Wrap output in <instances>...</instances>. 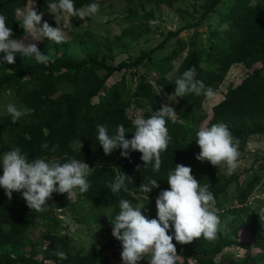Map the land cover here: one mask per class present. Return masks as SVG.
Wrapping results in <instances>:
<instances>
[{
	"label": "trees",
	"instance_id": "obj_1",
	"mask_svg": "<svg viewBox=\"0 0 264 264\" xmlns=\"http://www.w3.org/2000/svg\"><path fill=\"white\" fill-rule=\"evenodd\" d=\"M33 1L36 2V10L43 12L42 22L47 21L50 26L56 27L55 21L48 17L47 0ZM119 1L126 4V20L131 23L120 35L104 37L91 28L75 35L82 43L104 45L100 49L101 59L73 61L66 49H60L58 44L44 39L37 45L41 54L48 55L51 50H56L63 51V56L47 64L37 63L32 57L20 56L14 58L13 64H0V97L10 94L23 107L32 109L30 115L15 124L10 121L9 115L0 118V153L18 147L29 159L55 156L61 162L83 160L92 169L87 178L90 185L88 191L83 194L77 192L71 198L53 193L50 198L53 205L48 206L46 211H74V196L77 201H86L95 209L108 210L109 219L96 223L103 227L105 240L97 251L83 254L61 232V220L57 215L53 219L44 216L46 211H31L21 193L13 192L9 200L0 189V264H47L53 261L56 264L122 263L121 257L113 251L120 249L121 252L122 249L120 242L111 234L110 223L118 212V200L125 198L131 202L137 197L143 202L142 215L148 219L156 218L155 200L160 191L168 189L167 175L175 164L190 167L191 175L198 182L209 184L219 220L216 236L212 240L194 238L187 244L172 241L178 256L176 264H190L191 261L196 264H264V200L249 203L264 179V171L250 174L243 183H238V206L222 211L221 199L227 194L232 181L225 174L217 173L209 162L195 158L199 148L194 141L196 131L204 125L210 127L222 123L238 141L239 153L244 152L250 138L264 135V0H204L196 23H188L178 33L170 32L158 47L142 52L130 63L122 62L114 67L109 65L110 61L128 53L129 44L149 34V22L154 16L145 12L146 5L176 8L181 18L189 16L176 7L181 0H74V7L82 8L95 2L100 8L109 2ZM226 1L228 4H224ZM26 3L27 0H0V15L5 16L12 39L24 40L27 36L16 13ZM223 4L226 9L218 16L217 27L225 29L221 33L219 30L212 31L211 41L204 49L198 45L196 35L188 45L183 42L180 52H187V55L175 72L173 61L179 53L173 52L152 74L149 72L140 76L134 92L129 89L124 77L107 89L108 80L118 72L151 68L155 53L163 49L171 38L185 30L197 29ZM241 64L253 71L237 86L228 88L224 99L212 108L211 115L204 109L209 98L193 94L177 98L173 107L176 110L175 121L166 122L170 140L167 149L161 153L158 173H153L150 165L144 168L139 152H130L127 158L121 157L119 149L105 155L95 140L97 124L106 125L110 134L121 124L125 127V138L130 139L133 127L128 111L138 110L147 116L150 114L148 108L158 110L163 103L159 91L167 96L172 94L174 80L184 70L191 68L195 78L216 93L231 68ZM259 64L262 67L254 69ZM45 143L48 148L42 149ZM53 146L55 152L51 151ZM252 167L254 170L255 165ZM120 172L132 182L127 183V192L122 190L113 195L108 185ZM149 178L156 179L158 187L149 195L140 193V184L146 183ZM147 195L148 200L144 198ZM82 223L91 224L88 221ZM43 225V233L37 242H33L31 233ZM242 231L250 233L252 244L241 242L239 235ZM171 232L170 227L168 234ZM231 248L245 249V257L234 259L232 255L222 256L225 250ZM57 250L64 251L67 258L58 261L55 257ZM219 255L222 258L217 263Z\"/></svg>",
	"mask_w": 264,
	"mask_h": 264
},
{
	"label": "clouds",
	"instance_id": "obj_2",
	"mask_svg": "<svg viewBox=\"0 0 264 264\" xmlns=\"http://www.w3.org/2000/svg\"><path fill=\"white\" fill-rule=\"evenodd\" d=\"M47 12L54 16L56 27L47 21L42 22L43 12L35 10L33 0H27L24 8L17 9L21 17L20 27L31 37L32 41L44 39L60 44L65 40V31L69 28L72 17L81 20L94 16L99 5L91 2L82 8L74 7V0H47ZM63 18L64 24L58 21ZM10 27L6 26V18L0 15V64H13L16 56L32 57L37 63L47 64L48 56L38 50L36 43H26L22 39H12ZM174 92L167 97L168 102L176 101L187 94L203 95L206 99L215 95L211 87L195 78L194 71L184 70L174 80ZM147 116L137 113L132 119L133 132L126 139L125 127L118 124L114 132L109 133L108 127L96 125L95 140L105 155H110L117 149L121 157L127 158L130 152H139L144 168L151 166L153 173L160 171L161 153L164 152L170 140L166 122L175 121L176 110L169 103H162L158 110ZM6 112L12 123L31 114L32 109L17 108L9 103ZM195 143L199 148L196 155L198 161H207L218 168L226 167L231 173L237 167L238 141L228 128L220 123L210 127H202L195 133ZM42 149H47L45 143ZM55 152V146L51 149ZM89 166L83 160L69 159L61 162L58 157H39L29 159L18 147L0 153V189L11 200L13 192H19L26 206L35 212L46 211L48 201L53 193L65 194L71 198L77 192L88 191ZM168 189L159 192L155 200L156 218L148 219L142 215L143 206L133 204L129 199L118 200V212L110 220L112 236L120 242V257L122 264H139L147 259V264H176L177 254L173 240L187 244L194 238L212 240L218 228V215L213 193L209 184H201L191 175V168L175 164V168L167 175ZM132 180L122 172L115 175L109 191L116 195L120 191H128L127 183ZM157 180L149 178L141 183L138 190L148 194L157 188ZM148 195L144 198L148 200ZM170 227L172 229L169 233ZM58 261L67 258L64 251H55ZM52 264H56L53 261Z\"/></svg>",
	"mask_w": 264,
	"mask_h": 264
},
{
	"label": "rangeland",
	"instance_id": "obj_3",
	"mask_svg": "<svg viewBox=\"0 0 264 264\" xmlns=\"http://www.w3.org/2000/svg\"><path fill=\"white\" fill-rule=\"evenodd\" d=\"M33 3L36 10V2L33 1ZM202 3H204V0H181L176 5V7L188 13L189 16H187L186 18H181L176 13V8L171 9L166 6H160L156 4L146 5L145 12L153 14L154 16V19L149 22V34L141 37L140 39H138V41L129 44V52L115 57L113 61L109 62V65L116 67L122 62L130 63L134 59L139 57L142 52L149 51L162 44L164 40L167 39L170 32L178 33V31L183 29L188 23H196L200 18V8ZM224 4H228V1H226V3ZM224 4L217 8L197 29L185 30L178 36H174L173 38H171L163 49H160L155 53L151 62V68L141 67L138 70L118 72L108 80L107 89L109 90L115 83L120 82L122 80V77H124L129 89L134 92L139 82L140 76L145 75L149 72H151L152 74V71H154L156 67L159 66V64H162L167 56H169L173 52L179 53V56L173 61L175 72L187 55V52H180L181 44L183 42L188 45L192 37L196 35L198 39V45L200 46V48L204 49L211 41L210 36L212 31L219 30V32L221 33L225 29L224 27H221L220 29L217 27L218 16L226 9V5ZM126 9V4L122 1L109 2L106 5L100 7L97 14H95L94 16H86L84 20H81L78 17L70 18L69 28L65 31V40L62 43L58 44L59 48L66 49L68 57L76 62H81L85 59L95 57L101 59L100 49L103 48L104 45L100 43H82L75 37V35L80 33V31L85 30L86 28H91L99 32L104 37H113L116 35H120L125 29L131 26V23L126 20ZM48 17L52 18L55 21L54 16L51 13L48 14ZM18 18L21 19L19 15ZM58 23L62 25L65 23V20L61 18ZM24 41L26 43H36V46L40 43V41H32L31 37L28 36L24 38ZM63 54V51L57 52L56 50H51L47 55L49 58L48 62L62 57ZM261 67L262 65L259 64L254 69H260ZM252 71L253 69H248L245 65H234L227 74L226 79L221 85L220 89L204 104L205 111L209 115H211L212 108L224 99V95L227 93L228 88L230 86H237ZM66 91L68 90L66 89ZM159 94L162 97L163 103H169V106L171 107H174L177 104V100L168 102L167 95L162 94V92L160 91ZM9 103L15 105L17 108L23 107L22 104L17 101L12 95L6 93L0 97V118L8 115L6 112V106ZM138 112L140 113V111L138 110L130 109L127 114L132 120ZM204 127L206 126L204 125ZM237 161V167L231 173L227 172L226 167L218 168L217 166H214L217 173L225 174L232 181V185L229 188L227 194L224 195L221 199L222 211H226L238 206L236 201V186L238 185V183H243L244 179L250 174L258 171H264V135L254 136L250 138L244 152L238 153ZM253 165H255L254 170L252 167ZM0 174H2V172H0ZM254 200H264V179L261 185L254 192L249 203H253ZM73 201H75L76 203L74 211H54L53 209H51L46 211L44 213V216L54 219V216L57 215L61 220V225L59 227L61 228V230H63L61 232L64 235H67L69 237L70 243L77 249H79L83 254L95 252L101 247L102 243L105 240V231L103 227L97 225L96 223L98 221H107L110 216V211L95 209L86 201H77V197L75 196L73 197ZM131 203L139 204L140 206H142L143 202L141 199L135 197L131 200ZM46 204L47 206L52 207L53 200L49 199L48 201H46ZM85 221H88L91 224L82 223ZM44 227L45 226L43 225L42 227H39L31 233L30 238L33 242L38 241L39 236L43 233ZM239 239L241 240V242L252 244L250 233L246 231H242L240 233ZM113 251L117 254L118 257H120V249H114ZM245 254V249L231 248L225 250L222 253V256L232 255L234 259H243L245 257ZM108 256L110 257L111 261H114L111 254H108ZM222 256H217V263L221 261ZM38 259H41V257H38ZM115 262L118 263V261ZM140 262L142 264H147V259H142ZM47 264L52 263L47 262ZM190 264L196 263L191 261Z\"/></svg>",
	"mask_w": 264,
	"mask_h": 264
}]
</instances>
